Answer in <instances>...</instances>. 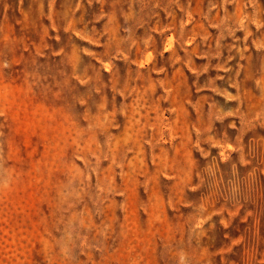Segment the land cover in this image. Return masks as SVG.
Returning <instances> with one entry per match:
<instances>
[{
	"label": "rangeland",
	"instance_id": "374dc122",
	"mask_svg": "<svg viewBox=\"0 0 264 264\" xmlns=\"http://www.w3.org/2000/svg\"><path fill=\"white\" fill-rule=\"evenodd\" d=\"M0 264H264V0H0Z\"/></svg>",
	"mask_w": 264,
	"mask_h": 264
}]
</instances>
